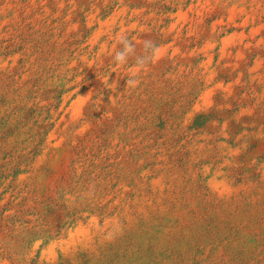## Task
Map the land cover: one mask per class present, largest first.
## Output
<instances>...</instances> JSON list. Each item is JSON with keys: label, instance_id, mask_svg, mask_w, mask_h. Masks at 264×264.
<instances>
[{"label": "rangeland", "instance_id": "obj_1", "mask_svg": "<svg viewBox=\"0 0 264 264\" xmlns=\"http://www.w3.org/2000/svg\"><path fill=\"white\" fill-rule=\"evenodd\" d=\"M0 264H264V0H0Z\"/></svg>", "mask_w": 264, "mask_h": 264}, {"label": "clouds", "instance_id": "obj_2", "mask_svg": "<svg viewBox=\"0 0 264 264\" xmlns=\"http://www.w3.org/2000/svg\"><path fill=\"white\" fill-rule=\"evenodd\" d=\"M115 44L120 46L118 49L114 50V55L112 57L117 66H125L128 64L130 58L134 59V63L129 67L127 72L128 78L126 80V88L135 89L140 84V75L147 72L150 65L158 63L162 58L161 48L154 40L148 38L143 40L142 51L140 54H137L136 45L129 39L128 35L123 32L116 34ZM116 87L117 83L113 82L111 88L115 90Z\"/></svg>", "mask_w": 264, "mask_h": 264}, {"label": "bare ground", "instance_id": "obj_3", "mask_svg": "<svg viewBox=\"0 0 264 264\" xmlns=\"http://www.w3.org/2000/svg\"><path fill=\"white\" fill-rule=\"evenodd\" d=\"M221 1V0H220ZM239 3V2H238ZM243 3V2H242ZM205 7V6H204ZM226 7V6H225ZM209 8V7H208ZM204 10V9H203ZM189 14H190V12H189ZM227 14V13H226ZM232 16H233V18L234 17H236V13L235 12H233L232 14H231ZM240 15V14H239ZM181 16H183V17H186L187 16V13L186 12H182L181 13ZM244 16V15H243ZM208 18V17H207ZM226 18V17H225ZM237 18V17H236ZM184 19V18H183ZM238 20V19H237ZM257 20V19H256ZM189 21V20H188ZM148 22V21H147ZM219 22H221V21H219ZM192 23V22H191ZM230 24V23H229ZM227 25V24H226ZM216 27H218L217 25H214V29L216 28ZM216 30V29H215ZM256 35V34H255ZM230 36H232V35H230ZM248 38H250V37H248ZM251 39V38H250ZM249 39V40H250ZM243 40V37L242 36H240V35H235V36H233V37H230V38H228V39H226L225 41H223V45H222V50H223V52L225 53V54H228V52H230L229 50L232 48V46H233V44L234 43H238V42H241ZM245 40V39H244ZM212 42H213V38L211 37L210 39H209V41L207 42V44L205 45V50L206 51H209L210 49H211V47H212ZM252 42V41H251ZM112 48V47H111ZM165 50V49H164ZM162 53H164V51L161 49V54ZM208 67V66H207ZM213 86V85H212ZM211 87V86H210ZM207 90V89H206ZM204 91V90H203ZM209 92V91H208ZM206 93H207V91H206ZM208 94V93H207ZM210 95V94H209ZM230 150V149H229ZM146 183V182H145ZM221 188V191H223L224 193H228V192H230L231 190H230V187H228L226 184H222V186H220ZM214 190V189H213ZM216 197V196H215ZM109 199V198H108ZM101 223V222H100ZM110 233V232H109ZM89 232H88V230H86V229H82V228H79L78 229V231L76 232V233H74V234H70V237H69V240H68V243H69V245L70 244H75V243H77V242H80V241H87L88 239H89ZM59 243H61V241H59ZM67 243V244H68ZM38 249V248H37Z\"/></svg>", "mask_w": 264, "mask_h": 264}]
</instances>
